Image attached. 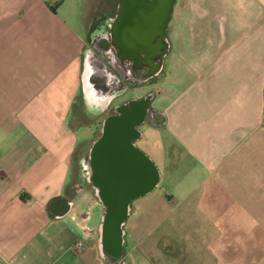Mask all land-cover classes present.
<instances>
[{"label":"crops","instance_id":"crops-1","mask_svg":"<svg viewBox=\"0 0 264 264\" xmlns=\"http://www.w3.org/2000/svg\"><path fill=\"white\" fill-rule=\"evenodd\" d=\"M79 1L0 0V264H106L105 208L72 173L105 116L88 111L82 76L102 0ZM168 40L143 125L161 142L141 147L161 178L133 201L124 257L264 264V0H177Z\"/></svg>","mask_w":264,"mask_h":264},{"label":"water","instance_id":"water-1","mask_svg":"<svg viewBox=\"0 0 264 264\" xmlns=\"http://www.w3.org/2000/svg\"><path fill=\"white\" fill-rule=\"evenodd\" d=\"M177 0H119L113 25V43L121 62L148 66L150 75L162 70L170 50L168 26ZM86 58L89 88L105 91L112 79L104 65ZM96 94V93H95ZM102 96V95H101ZM116 95L103 94L95 101L107 111L100 134L91 147L89 160L79 161L82 178L89 179L95 196L105 208L99 225V249L106 264H128L125 258V226L133 201L151 192L160 182L161 172L151 156L137 142L141 125L155 121L153 97H135L110 106ZM55 199L54 201H56ZM72 202H67V207Z\"/></svg>","mask_w":264,"mask_h":264},{"label":"flooded vegetation","instance_id":"flooded-vegetation-1","mask_svg":"<svg viewBox=\"0 0 264 264\" xmlns=\"http://www.w3.org/2000/svg\"><path fill=\"white\" fill-rule=\"evenodd\" d=\"M115 1L112 2L110 0H107L108 6H115L112 8L110 7L106 11H103L101 14H97L96 12V14L94 15V18L89 27L88 42L84 49V64L87 56L91 57L90 59H92L94 63L97 61L102 63V65H104L105 67V71L112 76L110 84L107 88H105V91L101 89H95V94L88 86L89 83L85 72L86 68L84 65L82 73L84 83L83 94L84 99L87 103L88 111L93 114H107V111L99 109L95 102L98 101L100 97L103 96V94H112L114 96L116 95L110 106L119 104L120 102L118 101V99L127 92H132L134 94L133 96H131L132 98L143 97L145 95H151L152 97H154L157 90L149 87L148 85L150 82L152 84L153 82L159 80L162 74L161 70L156 75L151 76V69H149L148 66L136 68L137 66L133 62H130L128 60L121 62L119 53L113 43V25L116 22L118 16L119 5V0ZM148 121L149 120H147V122ZM143 125L145 124H142L141 126ZM98 136L83 145L79 154L80 159L84 157L86 161L89 160L91 147L97 140ZM79 161V175L77 179V186L82 188V191L90 190L94 193L91 181L89 179L82 178Z\"/></svg>","mask_w":264,"mask_h":264},{"label":"rangeland","instance_id":"rangeland-1","mask_svg":"<svg viewBox=\"0 0 264 264\" xmlns=\"http://www.w3.org/2000/svg\"><path fill=\"white\" fill-rule=\"evenodd\" d=\"M112 2H114V1H112ZM116 2V1H115ZM79 3L80 4H82V8L83 9H85V10H90L91 9V6H92V3H93V0H90V1H84V0H82V1H79ZM74 4H78V2H76V1H74ZM115 5H113V6H111V5H109L108 6V3H107V0H102V1H100V3H99V6L97 7L98 9H97V14H101L103 11H106L107 9H109L110 7L112 8V7H114ZM96 14V13H95ZM93 18H94V16L93 17H91L90 18V20H91V22H92V20H93ZM73 23H74V26L75 27H77V28H80V25H79V23H78V18L77 17H75V20H73ZM85 35H86V33H85ZM87 36V38H86V44H87V42H88V34L86 35ZM160 80V79H159ZM154 83V82H153ZM153 83L151 84V82L149 83V87H152V85H153ZM160 83V82H159ZM153 88V87H152ZM156 90H157V92H158V94H161V89L160 88H158V87H156L155 88ZM134 94L132 93V92H127V93H125L123 96H121L119 99H118V101L120 102L119 104H121V103H123V102H126L127 100H130V99H132V97L131 96H133ZM161 106V102H160V100H157V101H154V103H153V107H156V108H159ZM144 127V128H143ZM94 128V127H93ZM93 128L92 129H90L89 127H87L86 129H84L83 131H81V132H83V134H82V136H84V134H86L87 136H85V137H91V139L94 137V134H92V130H93ZM141 129H143V132L146 134V138H147V140H149V142L148 143H146L145 141H141V142H138V146L141 148H144V149H149L150 151H153L154 152V150H152V147L150 146L151 144H153V145H155V146H157L158 144H159V142H161V140H160V138L162 137V133H160V131L158 132V131H155V130H153V131H151L150 129H148L147 127H145V126H142V127H140ZM85 137H84V139H85ZM79 154H80V150L76 153V155L74 156V160H73V169H72V173H73V177H74V189L76 190V191H78L77 193H80L81 192V190H82V188H80L79 186H77L78 185V183H77V179H78V161H79V159H80V156H79ZM162 186L161 187H158V189H156L154 192H153V195H150L151 197H155V196H157L161 191H162ZM86 193H87V197H88V199L90 198V197H92V199H96V197H95V195H94V193L92 192V191H90V190H86ZM76 195H78V194H76ZM142 198H146V196H144V197H142ZM142 198H139L138 200H140V199H142ZM149 198L150 197H148L147 199H144V200H149ZM91 199V198H90ZM144 200H142V201H140V202H143ZM139 202V201H138ZM98 212H97V210H96V214H97Z\"/></svg>","mask_w":264,"mask_h":264},{"label":"built area","instance_id":"built-area-1","mask_svg":"<svg viewBox=\"0 0 264 264\" xmlns=\"http://www.w3.org/2000/svg\"><path fill=\"white\" fill-rule=\"evenodd\" d=\"M78 244H79V245H82V242H79Z\"/></svg>","mask_w":264,"mask_h":264}]
</instances>
